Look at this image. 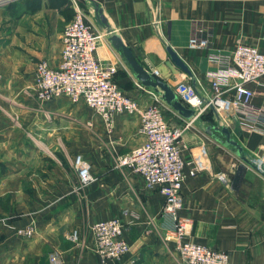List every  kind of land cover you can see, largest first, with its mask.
<instances>
[{"label":"crops","instance_id":"0c3cea01","mask_svg":"<svg viewBox=\"0 0 264 264\" xmlns=\"http://www.w3.org/2000/svg\"><path fill=\"white\" fill-rule=\"evenodd\" d=\"M77 1L96 31L110 32L97 58L116 62L115 81L141 106L150 99L109 41L112 34L175 93L184 82L209 94L207 74L218 68L212 56L230 55L237 42L264 52V0ZM73 15L70 0H14L0 6V264H50L52 253L62 264H99L92 224L111 217L125 224L129 244L116 264H181L173 242L165 239L163 194L117 165L120 155L144 140L138 116L116 114L108 130L83 101L36 97L35 65L45 60L57 67L62 30ZM196 27L208 36L205 48L188 46ZM167 46L194 80L170 62ZM260 81L249 86L255 91L252 105L263 115L247 125L238 122V135L233 114L208 110L181 138L185 172L197 165L199 170L182 185L179 214L189 219L188 238L226 252L228 264H264V176L218 141L221 135L211 126L228 127L246 158L264 171V78ZM163 109L170 125L183 124L185 117L165 101ZM76 153L88 160L95 178L82 188L72 162ZM29 224L33 234L18 232ZM73 230L79 245L69 239Z\"/></svg>","mask_w":264,"mask_h":264},{"label":"built area","instance_id":"2783aa9c","mask_svg":"<svg viewBox=\"0 0 264 264\" xmlns=\"http://www.w3.org/2000/svg\"><path fill=\"white\" fill-rule=\"evenodd\" d=\"M12 1L14 0H0V6ZM70 2L74 15L62 30L59 64L52 68L45 60H39L35 65L37 99L43 102L66 96L72 103L83 101L102 119L108 130L112 128L116 114L138 116L139 132L144 140L120 155L117 165L125 166L138 174L146 188H158L163 194L160 216L167 220L165 239L173 242L181 264H228L229 255L226 252L195 243L188 238L189 219L179 214L183 205L182 185L187 176H192L199 170L197 165L185 172L181 138L183 131L208 110H213L216 115L233 114L241 125H247L253 117L263 115L261 109L252 105L255 91L249 84H262L260 80L264 78V52L252 45L237 42L230 55H213L212 59L218 63V68L207 74L211 88L209 94L198 93L189 83L181 82L177 85L176 93L180 102L190 108L193 114L185 118L182 125L173 126L164 117L161 91L138 83L150 99L146 106H141L119 87L114 79L116 62L108 60L103 63L96 56L103 37L110 32L96 31L86 21L78 1ZM208 43V36L203 34L200 27H196L188 46L205 48ZM152 74L157 76V71L154 70ZM72 162L78 176V188L94 181L91 165L81 153L74 154ZM219 178L225 180L223 174H219ZM125 230V224L118 217L92 224L99 264H116L128 252ZM18 232L30 236L34 232V226L29 224ZM69 239L79 245L76 230L70 233ZM49 263L62 264L54 253L49 255Z\"/></svg>","mask_w":264,"mask_h":264},{"label":"water","instance_id":"95a60500","mask_svg":"<svg viewBox=\"0 0 264 264\" xmlns=\"http://www.w3.org/2000/svg\"><path fill=\"white\" fill-rule=\"evenodd\" d=\"M101 12V10H99ZM109 41L114 46V48L121 50L122 55L124 56L127 63L130 65L134 72L135 78L145 87H151L157 91H161L163 100L171 105L175 110H177L185 118H189L193 111L190 108H187L183 105L180 100L177 98V94L174 92L172 85L167 81L161 80L160 78L149 73L144 69L135 59L129 47H127L118 34H112L109 37ZM166 50L170 56V62L175 66L185 72L194 80V75L188 66L182 61L178 54L170 47L167 46ZM169 62V65H170ZM177 87V86H176ZM224 114V113H223ZM219 118V117H218ZM236 128L233 130L235 135L239 134L240 126L237 120H234ZM214 130L220 133V137H217V140L220 141L223 145L231 147L234 149L235 154L248 166L259 172L264 176V171H260L243 153L242 146L232 137L230 129L226 126H211Z\"/></svg>","mask_w":264,"mask_h":264},{"label":"rangeland","instance_id":"374dc122","mask_svg":"<svg viewBox=\"0 0 264 264\" xmlns=\"http://www.w3.org/2000/svg\"><path fill=\"white\" fill-rule=\"evenodd\" d=\"M131 97V96H130ZM133 98V97H132ZM136 99V98H135ZM162 111H163V114H164V109H163V107H162ZM164 117H166V116H164Z\"/></svg>","mask_w":264,"mask_h":264}]
</instances>
